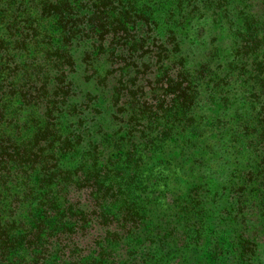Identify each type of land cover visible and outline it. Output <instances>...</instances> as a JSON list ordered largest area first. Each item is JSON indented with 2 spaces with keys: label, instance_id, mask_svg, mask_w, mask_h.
<instances>
[{
  "label": "trees",
  "instance_id": "trees-1",
  "mask_svg": "<svg viewBox=\"0 0 264 264\" xmlns=\"http://www.w3.org/2000/svg\"><path fill=\"white\" fill-rule=\"evenodd\" d=\"M256 215L264 0H0V264H257Z\"/></svg>",
  "mask_w": 264,
  "mask_h": 264
},
{
  "label": "rangeland",
  "instance_id": "rangeland-1",
  "mask_svg": "<svg viewBox=\"0 0 264 264\" xmlns=\"http://www.w3.org/2000/svg\"><path fill=\"white\" fill-rule=\"evenodd\" d=\"M131 64L132 66L130 68H132V71L129 72L131 74H126L124 78H130L133 80L134 85H137L138 87L142 86V91H148L151 87H154L157 80L155 75L157 65L154 64V61L151 60L148 64L144 63L143 65H140V63L136 64V61L131 62ZM132 73H136L135 76H133ZM259 214L260 213H258V215ZM258 215L250 218L251 224L254 225V228L250 231V235H254V240L252 241L255 245H257V248H255L258 253L257 264H264V222L261 220V218H258L260 217ZM260 223L262 226H260Z\"/></svg>",
  "mask_w": 264,
  "mask_h": 264
}]
</instances>
